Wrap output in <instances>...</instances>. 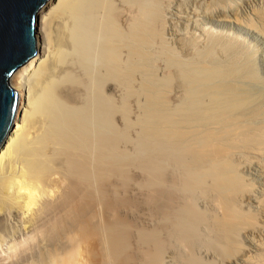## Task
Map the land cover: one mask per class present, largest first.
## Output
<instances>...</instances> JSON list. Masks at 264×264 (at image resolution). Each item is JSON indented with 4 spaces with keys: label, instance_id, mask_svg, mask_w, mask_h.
Wrapping results in <instances>:
<instances>
[{
    "label": "rangeland",
    "instance_id": "1",
    "mask_svg": "<svg viewBox=\"0 0 264 264\" xmlns=\"http://www.w3.org/2000/svg\"><path fill=\"white\" fill-rule=\"evenodd\" d=\"M112 2L113 6L115 5L117 27L128 32L134 21L131 19L137 17L138 9L136 6L129 5L125 0H112ZM152 3H150L152 7L158 6L159 8V11L155 13L159 16H156L159 20L157 19L158 22L154 23L157 31L156 37L154 36L149 43H144L145 56L143 55L142 59H145L143 61L142 59L132 60L136 67L133 65V68L129 70L130 74H127L128 79L126 84H123L124 87L115 82L106 84L102 81L97 84L102 93L101 96L105 98H98L96 105L101 108L107 103L108 108L112 110L111 123L114 129H117L110 139L112 142L110 155L113 154L110 156V160L112 159L110 173L105 179L96 181L98 183L96 188L99 190L96 191L95 188L96 199L93 212L83 218L85 222L88 220L86 226L90 229L88 230L90 233L86 231V236H84L85 232L83 234L81 231L82 234L80 232L78 234L74 232L76 229L64 227L72 223L63 221L60 217L65 212L57 198L50 201L51 204L48 203L40 213L42 216L39 214L36 217L38 219L33 220L34 224L26 222L15 207L10 206L11 208L8 209L9 206L1 205L0 264H56L55 260L66 255L65 253L74 247L73 243H76L74 238L81 242L77 241L81 245L79 264H153L150 255H155L157 252L163 256L161 257L163 264H192L191 261H197V259L199 263L202 262L201 264H232L231 260L217 253L216 247L207 248L208 244H211V226L208 223L206 225V220L197 224L199 232L193 236L197 240L192 237L189 238L193 240H188L189 238L181 235L184 233L175 224V218L182 213L181 209L186 205L185 202L189 196V193L187 195L186 191L182 192L181 189V182L185 181V169L181 166L180 169L179 166L176 168V164L173 166L174 163L163 160L162 148L155 138L154 130L152 134L145 131L146 125L151 128L152 125L157 126L159 123V126L162 123L164 125L165 119L162 116H171V119L175 118V124H180L182 121L181 124L184 126L187 120L191 121L188 123L193 126L194 121H197L196 126L201 128L202 125L204 126V121L200 118L202 112L196 110L197 105L191 108L197 97L199 100L197 104L203 107L211 106V111L221 109L222 106L220 107L219 103L225 104L223 107L227 106L225 109L227 110L226 115L228 114L225 119L227 124L231 126L241 124L240 126L246 128H243L242 134L254 140L248 143L249 145L244 144L246 147L244 145L235 147L236 150L233 149L231 157L242 180L244 179L250 191L257 197L255 200H249L250 202L241 200L242 206L246 211L257 213L261 224L259 228L263 225L260 231L255 229L250 233L242 232L240 235L242 248H240L247 255L249 253V256L260 253L261 247L264 246V233L262 234L264 217L260 218L263 212L258 202L259 198L264 196V0H152ZM69 46L66 48L69 49ZM67 49L68 52L73 51L72 47L71 50ZM70 54L72 55V52L68 55L69 61L67 60L70 62V72L78 70L72 72L71 75L81 72L83 74L80 73L81 78L86 77L81 64L74 67V64L79 63L78 58L75 60L79 54L78 56L74 52L75 56H70ZM79 67L83 70L81 71ZM69 69L66 68L67 71ZM80 74H78L79 77ZM190 90L197 91L196 93L200 96L189 97ZM101 100L104 102L102 103ZM82 101L79 100L78 105ZM122 104L127 106L124 107V117L121 115ZM191 110L198 113L195 114ZM190 115L193 118H190ZM184 116L186 119H183ZM198 120L203 124L200 123V125ZM209 123V126L206 124L208 128H216L219 125L212 120ZM148 135L153 140L150 141L151 138ZM98 151L97 149L95 153L99 154ZM61 160L57 159L58 163L55 162L56 166L60 164L58 165L60 168L64 165V161ZM161 160L164 161L161 175L163 180L160 179L157 167ZM196 200L200 209L211 213L214 209L213 211L217 214L218 209L214 206L211 197L208 200V198L198 196ZM50 209L55 212H51ZM57 220H60L59 226L62 222L63 227L55 224ZM112 228L126 234L124 240L119 238L122 241L116 236L121 254L118 256L113 254L109 244L111 234L109 231L111 229L112 232ZM207 230L210 233H207ZM247 233L249 235H246ZM12 244L15 245L14 248H11ZM241 249L239 252H243Z\"/></svg>",
    "mask_w": 264,
    "mask_h": 264
},
{
    "label": "bare ground",
    "instance_id": "2",
    "mask_svg": "<svg viewBox=\"0 0 264 264\" xmlns=\"http://www.w3.org/2000/svg\"><path fill=\"white\" fill-rule=\"evenodd\" d=\"M125 1L138 9V15L135 13L137 17L131 19L134 21L128 32H124L117 27V17L114 13L115 5L113 6L112 0H46L37 10L35 29L37 49L33 55L18 65L8 76L9 84L17 91V105L12 125L0 144V207H2L1 205L3 207L9 206L8 209L11 208L10 206L15 207L26 222L33 223V220L35 221V218L39 216L48 203L51 204L50 201L57 198L58 202L60 201L63 205V212H65L60 217L63 221L72 223L70 226L64 224V227L76 229L74 232L77 233L82 231L84 234L85 232L84 236H86V231H90L86 226L88 220L85 222L83 218L93 212L96 199L95 188L98 184L96 181L105 179L110 173L112 160H110V156L113 155H110L112 143L110 139L117 129H114L111 123L110 114L112 110L108 108L107 103L101 105V108L96 105L98 98L102 97L97 84L102 81L106 84L115 82L120 86L126 84L127 74L134 65L132 60L139 61V59H142L145 53V49L143 50L144 43H149L156 35L157 31L154 23L159 20L157 18L159 16L155 14L159 11V8H157L158 6L157 9L151 6L152 0ZM67 46L70 48L67 49ZM66 49L71 50L72 55L77 53L78 56L79 54V57L75 59L78 58L79 63L74 64V67L81 64L84 72H86V77L81 78V72V74L77 72L80 77L76 73V75H73L78 77L71 75L72 72L78 70L73 69L74 71L70 72V62H68L70 52ZM65 53L66 56H64ZM125 53H127L126 56H124ZM72 55L70 54V56ZM66 68L69 70L67 71ZM79 68L81 69V67ZM121 87H124V85ZM187 88L189 87L187 86ZM196 92L190 90L189 97L200 96ZM79 100L82 101L80 105H78ZM195 100L196 102L193 103L191 108L197 105L196 110L202 112L200 118L204 121L203 127H197V121H194V126H196L194 127L188 123L191 122L189 120H187L185 126L181 124L182 121L181 123L178 122L182 125L181 127L180 124H175V118L171 119L170 115V117L162 116L165 119L164 125L163 123L160 126V123L157 124L159 127L152 125L155 127L154 129L147 125L145 127L146 133L152 134L154 130L155 138H157L156 140L162 148L163 153L161 156L163 160L166 159L174 163L173 166L176 164V168L179 166L180 169L181 166L185 169L186 176L185 181L181 182V189L182 192L183 190L186 191L185 194L188 195L189 193V196L185 195L187 197L186 205H182L183 208L180 206L182 213L179 215L177 212L179 217L175 218V224L184 233V235L181 234L182 236L195 239L193 236H196L195 233L199 232L197 231V224L206 220V225L208 223L211 226V233L208 230L206 231L211 234V244L207 243V248L212 247L211 249H213V247H216L217 253L231 260L232 264H264V246L261 247L260 253L255 256H252L253 254L249 256V253L247 255L241 249V233L244 231L250 233L255 229L260 231L263 225L259 228L261 224L257 213L246 211L242 206L241 200L250 202L249 200H255L257 197L250 191L251 189L243 181L244 179L242 180L241 174L237 171L231 157L232 152L236 150L235 147L250 144L254 140L250 136L242 134L245 127L240 126L241 124H232L233 126L227 124L228 122L225 120L228 115H226L227 110L225 111L227 106L223 107L225 104L221 102L222 104H218L220 107L222 106L221 109L211 111V106L203 107L200 104L201 107L199 103L197 104L198 97ZM125 105L122 104V117L125 115ZM175 114L177 113L175 112ZM172 115L174 116V114ZM185 116L183 119H186ZM189 117L193 118L194 115ZM125 119L127 118L125 117ZM210 120L217 122L219 125L216 128H208L207 125L209 126ZM120 132L122 131L120 130ZM151 140L153 139L151 138ZM152 146L151 149L154 147ZM97 149L99 154L95 153ZM57 159L64 161L62 168L58 167L60 164L55 165ZM163 160L157 165L160 179H162L161 175L164 168ZM161 186L164 185L161 184ZM170 187L172 188V186ZM97 190L99 189L96 188ZM175 190L178 191V189ZM172 193L174 192L172 191ZM162 196L164 197V195ZM198 196H201V198L203 196L208 200L211 197L214 202L211 203L216 206L219 213L216 211V214L213 211L214 209L211 210L212 213L200 209L197 205L198 202L196 203ZM243 196L245 199H241ZM258 202L262 206L263 216H260L261 218L264 217V196L261 199L259 198ZM16 209L15 211H17ZM59 221L55 223L58 224L57 226H59ZM60 226L63 227L62 222ZM178 231L180 230L178 229ZM109 232L111 233L109 237L111 251L114 255H121L116 236L118 239L123 238L124 240L126 234H123L120 230L116 231L115 228H112V232L110 229ZM248 233L246 235H249ZM73 240L76 241V243H73L74 247L72 246L73 248H70L71 250L65 253L66 255L56 258V264H79L81 261H79V256H81V245L79 243L81 242L75 238ZM188 240L185 239L186 242ZM12 245L11 248H14L15 245ZM239 249L243 252H239ZM150 256L153 264H163L161 258L163 256L158 252ZM197 261H191V263H202H199L198 259Z\"/></svg>",
    "mask_w": 264,
    "mask_h": 264
},
{
    "label": "water",
    "instance_id": "3",
    "mask_svg": "<svg viewBox=\"0 0 264 264\" xmlns=\"http://www.w3.org/2000/svg\"><path fill=\"white\" fill-rule=\"evenodd\" d=\"M46 0H0V144L10 129L17 91L8 76L36 51L37 10Z\"/></svg>",
    "mask_w": 264,
    "mask_h": 264
}]
</instances>
